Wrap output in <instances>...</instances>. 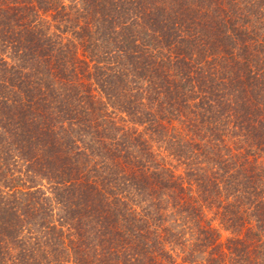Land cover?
<instances>
[{
  "label": "trees",
  "instance_id": "1",
  "mask_svg": "<svg viewBox=\"0 0 264 264\" xmlns=\"http://www.w3.org/2000/svg\"><path fill=\"white\" fill-rule=\"evenodd\" d=\"M0 264H264V0H0Z\"/></svg>",
  "mask_w": 264,
  "mask_h": 264
},
{
  "label": "rangeland",
  "instance_id": "2",
  "mask_svg": "<svg viewBox=\"0 0 264 264\" xmlns=\"http://www.w3.org/2000/svg\"><path fill=\"white\" fill-rule=\"evenodd\" d=\"M160 154H161V152H160ZM180 167V166H179ZM178 166L176 167V171H180V168H179ZM224 235V233L222 232V234H221V236H223Z\"/></svg>",
  "mask_w": 264,
  "mask_h": 264
}]
</instances>
